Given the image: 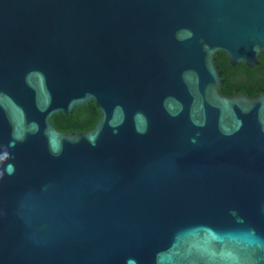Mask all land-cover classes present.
<instances>
[{
    "label": "water",
    "instance_id": "obj_1",
    "mask_svg": "<svg viewBox=\"0 0 264 264\" xmlns=\"http://www.w3.org/2000/svg\"><path fill=\"white\" fill-rule=\"evenodd\" d=\"M220 52L260 65L264 0H0V264H264V94Z\"/></svg>",
    "mask_w": 264,
    "mask_h": 264
},
{
    "label": "trees",
    "instance_id": "obj_2",
    "mask_svg": "<svg viewBox=\"0 0 264 264\" xmlns=\"http://www.w3.org/2000/svg\"><path fill=\"white\" fill-rule=\"evenodd\" d=\"M216 65L222 72L223 85L220 92L224 96L244 94L258 97L264 93V54L260 55V65L249 68L245 64L231 66L229 58L222 52L216 55ZM100 119L95 104L80 107L73 114H56L52 118L54 127L63 133H86L95 128Z\"/></svg>",
    "mask_w": 264,
    "mask_h": 264
},
{
    "label": "flooded vegetation",
    "instance_id": "obj_3",
    "mask_svg": "<svg viewBox=\"0 0 264 264\" xmlns=\"http://www.w3.org/2000/svg\"><path fill=\"white\" fill-rule=\"evenodd\" d=\"M264 94V93H263Z\"/></svg>",
    "mask_w": 264,
    "mask_h": 264
}]
</instances>
